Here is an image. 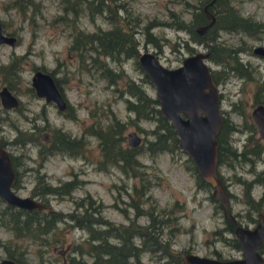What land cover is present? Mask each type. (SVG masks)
I'll return each instance as SVG.
<instances>
[{
	"label": "rangeland",
	"instance_id": "rangeland-1",
	"mask_svg": "<svg viewBox=\"0 0 264 264\" xmlns=\"http://www.w3.org/2000/svg\"><path fill=\"white\" fill-rule=\"evenodd\" d=\"M10 1L0 0V21L4 31L16 35V42L0 44V62L7 61L14 54H23L24 61L21 70L22 78L14 90L20 98V104L18 107L0 109L3 115L0 136L9 140L15 136L21 139L30 134L34 138L33 141L19 145L7 143L13 153L20 154L18 158L21 166L19 167L20 180L14 189L20 194H30L31 187L37 178V172L46 174L45 180H49L52 184L60 179L78 178V185L72 190V195H48L45 201L51 205V208L70 210L73 207L72 196L88 193L102 204L101 215L110 224L113 223L116 226L127 224L129 217L134 216L133 208L128 205V192L131 191L136 178L127 176L115 165L107 169L99 167L98 138L86 130L95 118H99L100 122L108 120V106L121 119L128 120L133 114L125 106V97L131 95L125 90L119 94L116 85L110 83L107 78L86 72L80 67L75 51L69 47L72 22H78V25L86 30L98 27L107 29L110 23L105 17L106 12L91 16L82 11L75 14L76 16L71 20L72 13H68L67 17H60L62 5L59 0H36L35 9L30 8L26 14L16 10ZM115 1L124 2L128 7L127 10L130 11V16L138 15L142 23L150 19L158 21L150 27V31L159 44L155 45L152 41H146L144 32L141 30L134 33L138 39L137 48L155 50L160 61L165 65L178 64L185 54L196 49L210 51L207 43L217 41L233 47L245 45V49L238 51V54L242 61L250 63L251 78L235 73V71L226 73L221 67L222 64L209 59L212 69H219L223 73L221 75L224 79L218 82L219 104L223 115L240 125V128L232 130L228 137L233 145L241 147L250 131L245 128L244 115L238 111L250 113L255 102L257 76L264 77V56L252 51L254 45L264 44V32L255 37L228 30H219L214 35L215 32L211 30L206 32V37L202 41H194L189 29H178L174 27V24H169L165 20L175 19V16H169L170 10H177L179 14L183 12V16L187 18L191 8H195L193 4L194 6L202 5L197 0H189V4L188 0ZM230 2L244 14L264 20V0H230ZM186 45L191 46L192 51H189ZM223 53L219 45L213 50V54L218 57ZM133 60L134 58L128 57L118 64L108 59V63L115 69L122 68L136 83L154 94V84L145 81L142 69L137 67ZM35 65L40 68L54 69L52 74L63 88L70 105L67 115L59 113L53 102L45 103L43 97L27 89V84H31L30 77ZM117 86H122L121 82ZM43 103H45L46 111L43 110ZM34 120L39 122V129L36 128ZM153 124L151 119L143 118L134 123H128L124 131L125 141L127 142L126 133L132 129L138 133L139 142L150 137L151 134L147 129ZM53 125L60 126L61 129L73 135L83 133L85 139L83 153H50L42 160L40 152L44 151L47 146L45 135ZM256 135H259L258 131ZM139 159L145 164L152 181L149 188L151 196L147 202L152 200L159 206L171 208V213L177 216V227L170 245L173 249L181 254L190 250L207 255H216V252H219L220 257L239 255L240 250L229 243V239H226L230 232L226 229L224 217L211 200L209 189L198 185L194 173L189 169L188 154L184 150L171 152L164 149L152 155L142 150ZM38 162L42 164L39 166ZM250 166L249 163L235 167L220 164L219 169L227 189L231 192L232 210L240 221L253 225L257 220V211L250 210L244 200L238 179V176L247 180L252 177ZM263 166L264 152L257 159L254 168L259 169ZM261 190L262 186L259 184L252 187L255 197ZM35 196L38 198L37 195ZM249 217L254 219H249ZM137 219L139 222H145L146 216L140 214ZM104 225L100 226L104 227ZM216 229L221 230L226 237H221L222 235ZM63 230L65 242L62 245L46 247L42 254L38 252L34 241L30 243L28 239H19L22 245H27V255L31 264H63L64 252L70 250V253H73L71 251L73 243H82L86 235L83 228L74 225L67 226ZM10 235V232L0 225V236ZM110 240L115 241L116 237H110ZM1 256H6L2 249H0ZM139 264L166 263L150 255L149 251H145L141 255Z\"/></svg>",
	"mask_w": 264,
	"mask_h": 264
},
{
	"label": "trees",
	"instance_id": "trees-1",
	"mask_svg": "<svg viewBox=\"0 0 264 264\" xmlns=\"http://www.w3.org/2000/svg\"><path fill=\"white\" fill-rule=\"evenodd\" d=\"M197 1L203 4V2L209 0ZM59 2L62 5L60 17H67L68 13H72L71 20H73L76 16L75 14L82 11L89 13L91 16L96 13L106 12L105 17L110 23V27L107 29L98 27L93 30H86L80 27L78 22H72L69 47L75 51L80 67L86 72L96 73L97 77L107 78L110 83L116 85L119 94H122L125 90L131 95L130 97H125V106L132 112L133 116H129L128 120L121 119L108 106L110 114H108V120L100 122L99 118H95L86 131L96 135L98 138L100 157L97 161L99 167L107 169L109 166L115 165L127 176L136 178V181L132 184L131 191L128 192V205L133 208L134 216L129 217L127 224L121 226L110 224L101 215L102 204L93 199L88 193L72 196L73 207L67 211L54 208L21 207L9 204L0 197V225L11 234L8 237L0 236V249L4 251L6 256H10L22 264H31L27 255V245H22L19 239H28L30 243L34 241L37 244L38 252L42 254L46 247L57 244L62 245L65 242L63 229L74 225L83 228L86 231V235L82 243H73L71 249L73 253H70V250L64 252L63 264H139L141 255L145 251H149L150 255L161 259L166 264H185L183 254L170 246L171 238L175 234L174 230L177 227V216L171 213V208L159 206L152 200L147 202L151 196L149 188L152 181L145 164L139 159V154L142 150L151 155L164 149L171 152L176 150L183 151L178 144L176 130L171 121L160 114L158 99L153 94L136 83L122 68L115 69L108 63V59H111L120 64L126 58L131 57L134 58L133 61L138 67V39L134 32L141 30L144 32L146 41H152L157 45L159 43L155 40L150 27L158 21L150 19L142 23L138 15L130 16V11L127 10L128 7L122 1L59 0ZM10 4L22 14H26L30 8L35 9L34 6L37 2L36 0H11ZM211 5L216 18L207 31L213 30L215 32L214 35L219 30L238 31L239 28L244 33L255 37L264 32V20L255 18L250 14H244L230 0H214ZM201 6H194L193 4L195 8H191L187 18L183 16V12L179 14L177 10H170L169 16H175V19L173 21H170V19L165 21L169 24H174V27L178 29H189L192 32V38L201 40V36L197 34L194 28L196 24L205 20V14ZM216 42L209 43L208 59L222 64L223 66L221 67L226 73L235 71V73L251 78L252 67L250 63L242 61L238 54V51L245 49V45L233 47ZM217 45L224 52L219 57L213 54V50ZM186 46L189 51H192L191 46ZM22 57L23 54H14L7 61L0 62V83H6L12 90H15L22 78L21 70L24 61ZM33 68L40 67L35 65ZM42 69L46 68L42 67ZM47 70L54 72V69ZM142 71L145 81L153 84L147 73L144 70ZM221 72L219 69H211L212 77L216 83L224 79ZM259 76L256 79L257 90L254 104L264 102V77L260 78ZM119 82H121L122 86H117ZM26 87L32 93H35L31 84H27ZM220 111L222 112L221 108ZM238 112L244 115L246 120L245 128L250 133L246 136L241 147L233 145L228 135L232 130L240 128V125L224 116L222 112V121L216 134L218 140L216 170L221 180L224 181L219 169L220 164L235 167L249 163L251 165L249 169L253 174L252 177L247 180L238 176L244 200L250 210L255 209L257 212H264V166L259 169L254 168L257 159L264 152V138L256 135L257 129L251 114L242 113L241 110ZM142 118L153 121V126L147 129L151 136L144 138L143 141L135 145L129 144L128 141H125V128L128 123H134V121ZM83 136V133L73 135L61 129L60 126H51L45 135L47 146L44 151L40 152L41 159L44 160L48 154L56 152L83 153L85 145ZM33 139L30 134L25 135L21 139L15 136L9 140L0 136V143L6 144V146L7 143L19 145L33 141ZM8 150L16 172L15 180L12 183V187L15 188L20 180L19 167L21 166L18 159L20 154L13 153L9 148ZM188 160L190 162L188 167L194 173L197 184L209 189L211 200L224 217L227 225L226 229L230 232L226 239H229V243L239 249L233 233V223L226 218L220 202L212 196L211 183L198 173L196 165L189 155ZM41 164V162H38L39 166ZM36 176L37 178L31 187L30 194L37 195L44 202H46L45 200L50 194L72 195V190L78 185V178L74 177L60 179L57 183L52 184L49 180H45L44 176L46 174L37 172ZM256 184L261 185L262 190L255 197L252 193V187ZM227 191L230 197L231 192L228 189ZM146 202L147 204L144 206ZM140 214H145V222L138 221L137 216ZM249 219L254 218L249 217ZM101 224H105L104 227L100 226ZM217 232L222 235L221 237H226L221 233V230H217ZM114 236L116 240H110V237ZM260 249L264 252V241ZM216 255L220 257L219 252H216Z\"/></svg>",
	"mask_w": 264,
	"mask_h": 264
},
{
	"label": "water",
	"instance_id": "water-1",
	"mask_svg": "<svg viewBox=\"0 0 264 264\" xmlns=\"http://www.w3.org/2000/svg\"><path fill=\"white\" fill-rule=\"evenodd\" d=\"M210 0L209 2H212ZM207 4V3H206ZM206 4L204 5L206 7ZM208 12V11H207ZM202 28L211 24L215 15ZM200 30V28H199ZM16 42V35L6 32L0 21V44ZM252 51L264 56V44H256ZM208 49H196L185 54L174 66L163 64L152 49L139 50L138 65L154 84V96L158 99L160 114L174 126L179 146L193 159L198 173L211 183V194L222 205L226 218L233 223V233L239 245V255L218 257L195 251H184L185 264H264V212H257L253 225L240 221L230 203L227 186L216 170L217 131L222 121L218 84L211 74ZM30 83L38 96L53 99L58 107L64 106V97L54 75L47 69L35 68ZM0 99L5 106H16L18 96L6 85L0 88ZM251 116L259 135L264 138V102L251 108ZM129 144L139 143L135 130L127 133ZM16 172L9 150L0 143V197L5 202L26 208H47L51 205L30 194H20L13 187ZM0 264H22L10 256H1Z\"/></svg>",
	"mask_w": 264,
	"mask_h": 264
},
{
	"label": "flooded vegetation",
	"instance_id": "flooded-vegetation-1",
	"mask_svg": "<svg viewBox=\"0 0 264 264\" xmlns=\"http://www.w3.org/2000/svg\"><path fill=\"white\" fill-rule=\"evenodd\" d=\"M210 1V0H209ZM214 2V0L212 1V2H203V4H202V6H201V8H202V10L204 11V14H205V20L204 21H202V22H199L198 24H196L195 26H194V28H195V30H196V32H197V34L198 35H200L201 36V40H198V41H202L204 38H205V35H206V32H207V30H208V27L210 26V25H212L213 24V22L215 21V19H214V21L211 23V24H209V25H207L206 27H204V28H202L201 27V25H203V24H205V23H207L208 22V20L211 18V15H209L208 14V12H212V13H214V15H215V12L212 10V8H211V4ZM207 3V4H206ZM204 4H206V7L204 6ZM208 11V12H207ZM215 18H216V15H215ZM199 28H200V30H199ZM229 31H233V32H237V33H243L244 34V31L242 30V29H238V31H236V30H229ZM199 32L201 33V34H199ZM247 34V33H246ZM192 38V37H191ZM194 41H196V39H194V38H192ZM207 44H209V43H207ZM139 48H138V52H139ZM209 53V52H208ZM137 55H138V53H137ZM177 65V64H176ZM174 66V65H173ZM35 69V68H34ZM211 69H212V66H211ZM54 79H55V82H56V84H57V86L59 87V89H60V92H61V94H62V96L64 97V106L63 107H58V105H57V103H56V101H54L53 99H45V97L44 96H41V97H43L44 98V100H45V103L46 102H53L55 105H56V107H57V110H58V112L59 113H63V114H65V115H67L68 114V110H69V108H70V105H69V102H68V100H67V97L65 96V92H64V90H63V88L59 85V83H58V80H57V78L54 76ZM3 84H6V83H0V88H1V86L3 85ZM217 84H218V82H217ZM7 85V84H6ZM8 86V85H7ZM10 88V87H9ZM11 89V88H10ZM12 90V89H11ZM13 92H14V90H12ZM35 92V91H34ZM15 93V92H14ZM16 94V93H15ZM36 94V93H35ZM17 95V94H16ZM37 95V94H36ZM154 95V94H153ZM18 96V95H17ZM18 100H19V102H18V104L16 105V106H9V107H18L19 106V104H20V98H19V96H18ZM45 103H43V110L44 111H46V108H45V106H44V104ZM6 107H8V106H5L4 104H2V102H1V99H0V109L2 108H6ZM251 114V113H250ZM2 118H3V115L1 114V111H0V129H1V127H2V123H1V120H2ZM46 120L48 121V117L46 116ZM35 121V125H36V128L37 129H39V122L37 121V120H34ZM220 127V126H219ZM132 130H134V129H132ZM131 131V130H130ZM136 131V130H135ZM128 133V132H127ZM127 133H126V136H127ZM128 141V140H127ZM6 145V144H5ZM8 148V147H7ZM224 182V181H223ZM225 183V182H224ZM35 196V195H34Z\"/></svg>",
	"mask_w": 264,
	"mask_h": 264
},
{
	"label": "bare ground",
	"instance_id": "bare-ground-1",
	"mask_svg": "<svg viewBox=\"0 0 264 264\" xmlns=\"http://www.w3.org/2000/svg\"><path fill=\"white\" fill-rule=\"evenodd\" d=\"M207 2H209V1H207ZM205 5V4H204Z\"/></svg>",
	"mask_w": 264,
	"mask_h": 264
}]
</instances>
